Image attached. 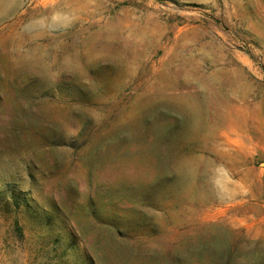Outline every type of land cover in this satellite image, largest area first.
<instances>
[{
	"label": "rangeland",
	"instance_id": "374dc122",
	"mask_svg": "<svg viewBox=\"0 0 264 264\" xmlns=\"http://www.w3.org/2000/svg\"><path fill=\"white\" fill-rule=\"evenodd\" d=\"M0 264H264V0H0Z\"/></svg>",
	"mask_w": 264,
	"mask_h": 264
}]
</instances>
